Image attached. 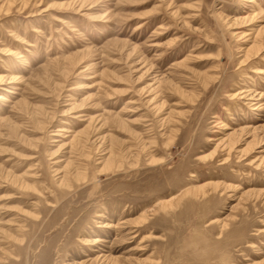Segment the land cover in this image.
I'll return each instance as SVG.
<instances>
[{
    "label": "rangeland",
    "instance_id": "374dc122",
    "mask_svg": "<svg viewBox=\"0 0 264 264\" xmlns=\"http://www.w3.org/2000/svg\"><path fill=\"white\" fill-rule=\"evenodd\" d=\"M0 264H264V0H0Z\"/></svg>",
    "mask_w": 264,
    "mask_h": 264
},
{
    "label": "bare ground",
    "instance_id": "6f19581e",
    "mask_svg": "<svg viewBox=\"0 0 264 264\" xmlns=\"http://www.w3.org/2000/svg\"><path fill=\"white\" fill-rule=\"evenodd\" d=\"M1 98V97H0Z\"/></svg>",
    "mask_w": 264,
    "mask_h": 264
}]
</instances>
